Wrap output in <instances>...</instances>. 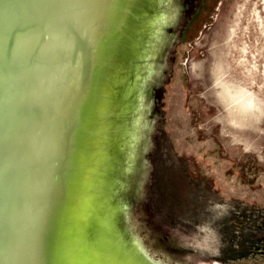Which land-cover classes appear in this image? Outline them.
Masks as SVG:
<instances>
[{
	"label": "water",
	"instance_id": "water-1",
	"mask_svg": "<svg viewBox=\"0 0 264 264\" xmlns=\"http://www.w3.org/2000/svg\"><path fill=\"white\" fill-rule=\"evenodd\" d=\"M212 2L0 0V264H264Z\"/></svg>",
	"mask_w": 264,
	"mask_h": 264
},
{
	"label": "rangeland",
	"instance_id": "rangeland-1",
	"mask_svg": "<svg viewBox=\"0 0 264 264\" xmlns=\"http://www.w3.org/2000/svg\"><path fill=\"white\" fill-rule=\"evenodd\" d=\"M207 17L216 75L239 111L264 116V0H213Z\"/></svg>",
	"mask_w": 264,
	"mask_h": 264
},
{
	"label": "bare ground",
	"instance_id": "bare-ground-1",
	"mask_svg": "<svg viewBox=\"0 0 264 264\" xmlns=\"http://www.w3.org/2000/svg\"><path fill=\"white\" fill-rule=\"evenodd\" d=\"M227 92H228V90H226ZM233 92V91H232ZM233 94V93H232ZM231 96V95H230ZM233 96V95H232ZM239 99H241V97L239 98ZM246 100H247V98H245ZM244 100V99H243ZM241 102V101H240ZM245 102H247V101H245ZM243 103H244V101H243ZM247 105V104H246Z\"/></svg>",
	"mask_w": 264,
	"mask_h": 264
}]
</instances>
